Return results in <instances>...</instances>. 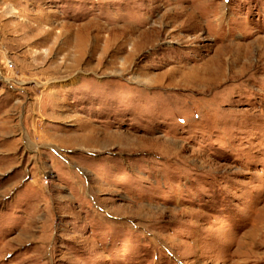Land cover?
Returning a JSON list of instances; mask_svg holds the SVG:
<instances>
[{
	"label": "rangeland",
	"instance_id": "obj_1",
	"mask_svg": "<svg viewBox=\"0 0 264 264\" xmlns=\"http://www.w3.org/2000/svg\"><path fill=\"white\" fill-rule=\"evenodd\" d=\"M0 264H264V0H0Z\"/></svg>",
	"mask_w": 264,
	"mask_h": 264
},
{
	"label": "bare ground",
	"instance_id": "obj_2",
	"mask_svg": "<svg viewBox=\"0 0 264 264\" xmlns=\"http://www.w3.org/2000/svg\"><path fill=\"white\" fill-rule=\"evenodd\" d=\"M157 35V34H156Z\"/></svg>",
	"mask_w": 264,
	"mask_h": 264
}]
</instances>
